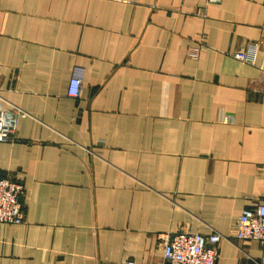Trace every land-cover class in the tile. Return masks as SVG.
<instances>
[{"label":"crops","instance_id":"obj_1","mask_svg":"<svg viewBox=\"0 0 264 264\" xmlns=\"http://www.w3.org/2000/svg\"><path fill=\"white\" fill-rule=\"evenodd\" d=\"M0 102L23 112L0 176L24 187L0 264H160L176 230L264 264L234 226L264 201V0H0Z\"/></svg>","mask_w":264,"mask_h":264},{"label":"built area","instance_id":"obj_2","mask_svg":"<svg viewBox=\"0 0 264 264\" xmlns=\"http://www.w3.org/2000/svg\"><path fill=\"white\" fill-rule=\"evenodd\" d=\"M218 2L219 0H207ZM189 54L197 56L198 47H190ZM243 62H253V51L235 54ZM80 76L74 72L69 80L67 94L79 95ZM23 114L14 105L0 102V140L11 138L15 131L18 116ZM24 187L19 177L0 176V222L22 223L24 221ZM235 238L238 240H257L264 243V201L243 208L234 223ZM162 242V262L160 264H215L218 257L217 242L221 235L217 232L202 234L176 230L158 232ZM116 264H149L123 258Z\"/></svg>","mask_w":264,"mask_h":264}]
</instances>
